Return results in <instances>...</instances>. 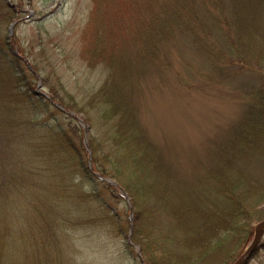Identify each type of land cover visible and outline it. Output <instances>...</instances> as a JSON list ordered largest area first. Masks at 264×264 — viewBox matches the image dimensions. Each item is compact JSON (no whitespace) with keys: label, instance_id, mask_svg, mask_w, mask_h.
Returning <instances> with one entry per match:
<instances>
[{"label":"trees","instance_id":"1","mask_svg":"<svg viewBox=\"0 0 264 264\" xmlns=\"http://www.w3.org/2000/svg\"><path fill=\"white\" fill-rule=\"evenodd\" d=\"M17 12L0 0V264H67L57 255L83 264L110 252L109 238L127 257L130 212L145 264H231L264 219V177L243 162L264 145V0H91L78 49L64 45L106 71L84 95L58 75L57 41L9 34ZM177 39L205 58L214 81L234 80V69L253 79L214 161L197 176L207 178L184 188L135 111L119 102L124 88L114 81L128 64L160 77ZM39 78L46 94L35 91ZM149 159L165 162L147 186L138 180Z\"/></svg>","mask_w":264,"mask_h":264},{"label":"rangeland","instance_id":"2","mask_svg":"<svg viewBox=\"0 0 264 264\" xmlns=\"http://www.w3.org/2000/svg\"><path fill=\"white\" fill-rule=\"evenodd\" d=\"M8 1L17 7L15 19L21 18L15 25L16 35L20 34L31 44L36 42V36L52 37L58 42L55 46L59 53L56 70L75 94L84 95L91 83L98 85L106 76V71L101 72L98 65L87 67L78 55L71 56V51L64 47L66 44L78 49V30L86 19L91 0ZM27 16L30 18L23 19ZM168 60L160 77L153 75L155 70L152 68L142 70L140 65L128 64L125 70L120 68L123 72H115L114 81L124 88L119 102L135 111L147 136L162 159L170 163L172 173L176 174L184 188L193 185L196 179L207 178V175L197 176L203 172V167L214 161L210 154L239 117L248 100L243 91L251 86L253 79L246 75L248 72L234 69L235 73L241 71L234 80L214 81V74L205 58L183 39L175 40ZM78 116L84 119L82 113ZM148 161L153 166L144 168L138 180V183L147 186L152 184L148 177L155 173L156 178L157 165L165 162L160 159ZM243 162L253 177L262 179L264 145L260 150L250 152ZM259 204L264 205V199ZM34 240L36 238L28 237V244ZM38 240L46 241L45 238ZM261 242L247 264H264V234ZM107 247L110 250L107 254H91L85 260L88 264H138L137 258L132 259L136 255L134 247L127 257L112 238L107 240ZM45 257L48 260L51 258L49 254ZM54 258L67 264L72 261L68 256L57 255ZM76 258L79 263L81 258L77 255Z\"/></svg>","mask_w":264,"mask_h":264},{"label":"water","instance_id":"3","mask_svg":"<svg viewBox=\"0 0 264 264\" xmlns=\"http://www.w3.org/2000/svg\"><path fill=\"white\" fill-rule=\"evenodd\" d=\"M15 24V21H13L11 24H10V32L12 31V27L13 25ZM40 80L38 82V87H40ZM36 91H39L36 89ZM80 122H82V119L79 120ZM84 128H85V134H86V131L88 129V126L87 125H84ZM85 144H86V140H85ZM87 146V144H86ZM110 182L116 184V182L114 181H111L109 180ZM264 233V219L259 221L255 227H254V232H253V236L249 242V244L246 246V248L244 249V251L242 252V254L232 263V264H246L248 258L250 257V255L252 254V252L254 251V249L257 247V245L260 243V239L262 237ZM129 241H130V237H129ZM138 254L140 256V259L141 261L142 260V256H141V251H140V247H139V250H138Z\"/></svg>","mask_w":264,"mask_h":264}]
</instances>
